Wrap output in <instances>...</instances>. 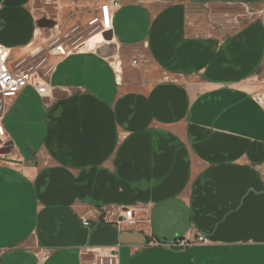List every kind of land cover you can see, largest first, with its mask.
Wrapping results in <instances>:
<instances>
[{"label":"crops","instance_id":"0c3cea01","mask_svg":"<svg viewBox=\"0 0 264 264\" xmlns=\"http://www.w3.org/2000/svg\"><path fill=\"white\" fill-rule=\"evenodd\" d=\"M76 1L0 0V46L21 56L44 11L68 26ZM119 3L109 44L5 112L0 264L105 247L117 264H264V0Z\"/></svg>","mask_w":264,"mask_h":264},{"label":"built area","instance_id":"2783aa9c","mask_svg":"<svg viewBox=\"0 0 264 264\" xmlns=\"http://www.w3.org/2000/svg\"><path fill=\"white\" fill-rule=\"evenodd\" d=\"M51 5L52 0H45ZM95 1L93 13L83 20L63 26L58 18L53 19L52 28L37 29L33 39L24 48V53L14 57L10 50L0 46V149L9 147L4 116L9 104L26 88H32L39 96H47L51 90L52 78L59 65L74 55L97 54L101 48L110 43L106 35L113 31L116 10L120 7L119 0H83ZM53 3V2H52ZM55 2L54 4H57ZM58 7V5H56ZM137 65V61L133 62ZM260 105H264V94L256 97ZM260 170L264 176V162ZM116 224L134 229L138 225L135 214L130 209L114 207ZM108 211V208H103ZM83 226L89 227L87 217L81 219ZM199 242L205 238L200 236ZM183 245L176 241L175 245ZM96 264H117L118 250L116 247L99 248Z\"/></svg>","mask_w":264,"mask_h":264},{"label":"rangeland","instance_id":"374dc122","mask_svg":"<svg viewBox=\"0 0 264 264\" xmlns=\"http://www.w3.org/2000/svg\"><path fill=\"white\" fill-rule=\"evenodd\" d=\"M76 7L74 9L69 8V9H65L64 13H63V18H68V16L72 15V17L74 18V21H80L83 20V18H86L87 16H90L95 7H96V2L95 1H83V0H77L76 1ZM47 12L44 11V13L46 14V17H55L57 16V12H59V8L58 10L56 8H52V7H48Z\"/></svg>","mask_w":264,"mask_h":264},{"label":"water","instance_id":"95a60500","mask_svg":"<svg viewBox=\"0 0 264 264\" xmlns=\"http://www.w3.org/2000/svg\"><path fill=\"white\" fill-rule=\"evenodd\" d=\"M37 25L40 28H52L55 25V21L48 19L46 17L41 18L40 20H38ZM6 152H9V148H4V149H0V154H4Z\"/></svg>","mask_w":264,"mask_h":264}]
</instances>
